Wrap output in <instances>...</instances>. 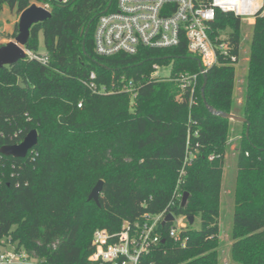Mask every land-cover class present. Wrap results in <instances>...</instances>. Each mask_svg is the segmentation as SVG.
Returning <instances> with one entry per match:
<instances>
[{"label":"trees","instance_id":"obj_1","mask_svg":"<svg viewBox=\"0 0 264 264\" xmlns=\"http://www.w3.org/2000/svg\"><path fill=\"white\" fill-rule=\"evenodd\" d=\"M109 1L50 2L51 18L31 28L25 46L39 53L41 35L49 62L26 56L0 68V148L20 144L31 130L39 143L25 159L0 154V243L15 245L35 264H98L88 261L96 231L116 235L125 224L133 229L166 212L185 216L190 227L188 217H199L201 227L180 233L183 247L169 236L173 223L159 225L160 240L141 264H217L222 170L235 126L232 259L264 264V14L252 26L242 106L233 102L235 65H217L206 74L207 104L247 120L246 138V124L208 112L202 76L193 93L150 79L153 64H170L172 78L198 74L185 44L135 56L96 55V18ZM41 2L48 0H0V12L8 6L21 14ZM240 27L238 18L218 12L209 35L229 29L237 48ZM94 72L107 88L133 79V104L124 92L87 90L84 83ZM99 180L97 206L88 195ZM184 193L189 197L182 210Z\"/></svg>","mask_w":264,"mask_h":264},{"label":"built area","instance_id":"obj_2","mask_svg":"<svg viewBox=\"0 0 264 264\" xmlns=\"http://www.w3.org/2000/svg\"><path fill=\"white\" fill-rule=\"evenodd\" d=\"M70 1L72 0H48L34 4L50 11V2L65 5ZM218 12L232 14L241 24L254 25L258 16L264 14V0H110L96 18L94 52L105 58L116 55L135 56L145 49L163 50L185 44L186 53L199 59L206 74L208 69L217 65H236L241 57L242 39L236 48L229 29L214 38L209 35ZM24 52L41 65L49 62V56L45 52L34 53L27 49ZM152 71L150 79L173 82L181 92L190 90L192 93L198 77L203 73L199 70L195 75L181 73L172 78L170 73L169 76H162L159 64H153ZM84 85L93 94L100 95H110L117 91L135 98L138 92L133 79H121L115 88L99 85L95 72L89 75ZM80 106L79 103L77 107ZM181 175L183 176V172ZM167 214L163 212L147 216L141 225L135 224L133 229L125 224L124 230L116 235H111L106 230L96 231L91 241L92 252L88 261L98 264H141L142 255L151 246L158 244L159 225ZM182 231L183 228L173 225L169 236L185 247V240L180 239ZM15 260L25 259L20 254L0 252V264H12Z\"/></svg>","mask_w":264,"mask_h":264},{"label":"rangeland","instance_id":"obj_3","mask_svg":"<svg viewBox=\"0 0 264 264\" xmlns=\"http://www.w3.org/2000/svg\"><path fill=\"white\" fill-rule=\"evenodd\" d=\"M20 14L17 13L16 10L9 9L8 6H5L3 10L0 12V46H4V40L8 38H12V34L16 31L18 25ZM253 24H241L240 34H241V57L239 62L235 65L236 71V80H235V90L233 95L234 105L239 108L242 106L243 100V91H244V80L247 73V64L249 57V45L252 38V26ZM18 34V31L16 35ZM14 39V38H13ZM12 39V40H13ZM39 45L41 47L40 53L43 51V39L41 35L38 37ZM171 65H159V73L162 76H169L171 73ZM133 104V97H131V105ZM239 133L240 129L238 127L233 126L230 132L229 144L230 153L228 154L225 165L223 167L222 173V185H221V195H220V216H219V235L217 238V242L219 243L218 247L214 250L216 253L217 264H239L234 262L232 259L231 247L233 245V241H231V230H232V222H233V195H234V187L236 181V158L237 151L235 149L239 144ZM96 185V184H95ZM92 187V189L95 187ZM91 189V190H92ZM91 190L89 191V195L91 194ZM88 195V197H89ZM174 226H178L179 228L189 229V225L187 224V218L180 217L175 218ZM201 227L199 217H196L191 224L190 229L199 230ZM0 252L8 253V254H20L25 260H15L12 264H34L33 260H26L24 251L17 252L15 245H11L5 240L0 243Z\"/></svg>","mask_w":264,"mask_h":264},{"label":"water","instance_id":"obj_4","mask_svg":"<svg viewBox=\"0 0 264 264\" xmlns=\"http://www.w3.org/2000/svg\"><path fill=\"white\" fill-rule=\"evenodd\" d=\"M51 18V12L46 10L44 7H40L36 4H31L30 7L24 10L19 16L18 20V34L14 37L12 41L7 42L4 46L0 47V68L8 67L10 65H13L21 60H25L26 54L24 52L25 46L28 43V38L30 35V30L34 25L41 24V22H44ZM92 23V22H91ZM88 32V28L85 30L86 34ZM84 52V48H83ZM198 69L203 72L201 67V63L199 59H196ZM202 89H201V97L202 102L205 105L206 109L212 116H218L219 118L228 120V121H234L241 124L247 125L246 130V138H247V132L249 129V122L245 120L244 118H241L236 115L227 114L222 111L215 110L213 107H211L209 104H207L205 97H204V91L205 86L207 83V75L205 72L202 73ZM38 133L36 130H31L27 136L23 139L20 144L16 145H10V146H3L0 148V154L5 157H12L15 159H25L28 155V153L38 146ZM103 181L99 180L95 187L91 190V194L88 197V201H93L97 206L99 204V197L100 192L102 189ZM189 194L184 193L183 198L181 200L180 209H184L187 200H188ZM189 223L192 224L194 221L193 217H188ZM174 221V216L172 214H167L166 218L162 222L161 226L166 225L167 223H172Z\"/></svg>","mask_w":264,"mask_h":264},{"label":"crops","instance_id":"obj_5","mask_svg":"<svg viewBox=\"0 0 264 264\" xmlns=\"http://www.w3.org/2000/svg\"><path fill=\"white\" fill-rule=\"evenodd\" d=\"M13 38H8L7 40H4V43L7 44V42L12 41Z\"/></svg>","mask_w":264,"mask_h":264}]
</instances>
